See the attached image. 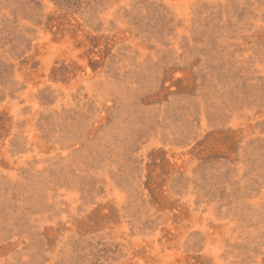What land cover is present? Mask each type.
Returning <instances> with one entry per match:
<instances>
[{"label": "rangeland", "instance_id": "1", "mask_svg": "<svg viewBox=\"0 0 264 264\" xmlns=\"http://www.w3.org/2000/svg\"><path fill=\"white\" fill-rule=\"evenodd\" d=\"M0 264H264V0H0Z\"/></svg>", "mask_w": 264, "mask_h": 264}]
</instances>
